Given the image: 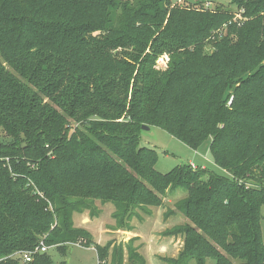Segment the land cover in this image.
<instances>
[{
	"label": "trees",
	"instance_id": "obj_1",
	"mask_svg": "<svg viewBox=\"0 0 264 264\" xmlns=\"http://www.w3.org/2000/svg\"><path fill=\"white\" fill-rule=\"evenodd\" d=\"M231 4L0 0V264H56L40 249L11 257L42 241L94 244L105 261L110 245L74 212L112 202L124 222L172 186L187 191L177 209L189 220L171 231L184 239L176 264H264V186L240 182L264 181V0ZM143 125L194 149L211 139L227 173L158 171Z\"/></svg>",
	"mask_w": 264,
	"mask_h": 264
},
{
	"label": "rangeland",
	"instance_id": "obj_2",
	"mask_svg": "<svg viewBox=\"0 0 264 264\" xmlns=\"http://www.w3.org/2000/svg\"><path fill=\"white\" fill-rule=\"evenodd\" d=\"M174 3L189 4L194 5L195 0H173ZM206 8H215L218 5L224 7H232L231 0H201ZM208 50H211V46H208ZM161 59H167V55L161 56L157 65L163 64ZM166 62V61H165ZM141 146H146L154 148L158 152V159L156 162V169L161 172H168L175 166L182 163H190L193 168L204 167L210 170H214L220 174H226L227 172L219 167L212 156L210 150V141L208 139L204 141L198 148L194 149L189 145L185 144L181 140L177 139L171 135L166 130L158 127L151 126L150 129H143L141 131ZM0 139L8 140L9 137L5 131L0 128ZM240 182H247L246 185L251 184L256 186V184H261L264 186V181L256 182L253 179H240ZM187 197V191L181 187L172 186L163 197L164 205L158 206H143L136 207L135 213L131 216L125 215L124 222H121L120 218H114V213L116 212V207L114 203L107 202L103 203L101 200H96L95 202H89L91 208H83L82 212L75 211L73 214V220L75 227L82 228L90 233L85 226L79 224V218L81 216H87L90 218H99L104 216L103 223H107V231L104 230L106 227L101 226L100 223H91L88 226L92 231L91 236L97 244L101 246H109V255L107 260L101 261L98 258V253L95 245L89 247L79 243V242H68L64 244V251H62L58 246H48L46 251L51 257L52 261L56 264L66 262L67 264H116L118 256L120 254L119 250L122 251L123 261L121 264H176L175 261L178 260L180 251L183 248L184 239L181 234L174 233L171 231L188 223L189 220L179 212L177 206ZM92 204V205H91ZM175 211V216L169 211ZM158 211L163 213L165 219L173 218V221L168 225L162 223L156 227L152 233L156 234V237L150 238L149 230L144 232L146 234V240H142L141 237L134 235V233H139L141 231L140 226L145 225L149 222V217H154L155 213ZM262 212L264 213V206L262 207ZM77 219V221H76ZM95 221V220H94ZM159 223L160 218L157 217ZM88 221H86L87 223ZM157 223V224H158ZM104 224V225H105ZM155 226V225H154ZM124 231V235L121 233ZM99 237V241L94 235ZM46 237V235H44ZM166 246V247H165ZM115 247L117 249H115ZM135 251L141 254L145 262L144 263H131L129 260V252ZM183 260V259H182ZM236 264H241L238 259H232ZM181 264H198L195 259L190 261H182ZM206 264H216V261L212 258L206 260Z\"/></svg>",
	"mask_w": 264,
	"mask_h": 264
},
{
	"label": "crops",
	"instance_id": "obj_3",
	"mask_svg": "<svg viewBox=\"0 0 264 264\" xmlns=\"http://www.w3.org/2000/svg\"><path fill=\"white\" fill-rule=\"evenodd\" d=\"M173 215L175 216V214H173ZM95 216L96 217H93V218H90V216L87 217L85 215L84 216H81V218H79V221L78 222H80L79 224H81V226L82 225L85 226V228L88 229L90 231V233H92V231L90 230V228L88 226H90L89 224H91V223H100V227L101 226H103V227L105 226L106 227L107 223L106 224L103 223L104 216H102L100 218L97 215H95ZM157 217L160 218L159 223L157 221ZM149 219L150 220H149L148 223H146L143 226H140L141 231L139 233H135V232L133 233L132 231H131V233L134 234V235H137V236L141 237V239L144 241V240H146V234L144 233V232H146V230H149L148 232H149L150 238H152V237L154 238V237H156V234H154L152 232L154 230H156V227H158L159 224L162 223L163 225H165V223H166L168 225L170 222L173 221V218L172 217L165 219L164 216H163V213L160 212V211H158V213H155V216L154 217H149ZM76 221H77V219H76ZM86 221H88V222L86 223ZM104 230L107 231L108 230L107 227ZM121 233L124 235V231L121 232ZM94 236L99 241V237H97L96 234Z\"/></svg>",
	"mask_w": 264,
	"mask_h": 264
},
{
	"label": "built area",
	"instance_id": "obj_4",
	"mask_svg": "<svg viewBox=\"0 0 264 264\" xmlns=\"http://www.w3.org/2000/svg\"><path fill=\"white\" fill-rule=\"evenodd\" d=\"M167 59H161L162 63L165 64L167 62ZM166 61V62H165ZM248 186H251V184H248ZM41 250V252H46L48 250V246L44 244V242H41V246L34 249V250H27V251H20L17 253L12 254V258L18 259L22 262H30L33 260V256L35 253L38 252V250Z\"/></svg>",
	"mask_w": 264,
	"mask_h": 264
},
{
	"label": "water",
	"instance_id": "obj_5",
	"mask_svg": "<svg viewBox=\"0 0 264 264\" xmlns=\"http://www.w3.org/2000/svg\"><path fill=\"white\" fill-rule=\"evenodd\" d=\"M142 128H143V129H150V126H148V125H143Z\"/></svg>",
	"mask_w": 264,
	"mask_h": 264
}]
</instances>
